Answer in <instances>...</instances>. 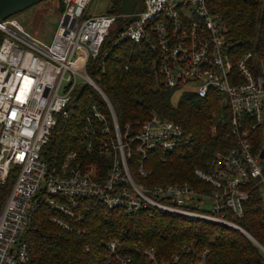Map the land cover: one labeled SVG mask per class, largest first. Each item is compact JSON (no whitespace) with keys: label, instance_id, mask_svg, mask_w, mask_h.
<instances>
[{"label":"built area","instance_id":"built-area-1","mask_svg":"<svg viewBox=\"0 0 264 264\" xmlns=\"http://www.w3.org/2000/svg\"><path fill=\"white\" fill-rule=\"evenodd\" d=\"M92 1L60 0L64 13L49 44L30 36L16 18L0 22V185L16 170L0 209V264L29 263L26 235L41 206L55 212V224L71 230L69 221L80 219L74 209L84 198L127 215L152 207L245 234L226 214L242 219L252 193L258 190L264 197L263 150L253 144L254 133L264 126V71L255 73L256 54L233 52L207 0H143L142 11L132 16L87 17ZM114 31L116 45L150 46L157 54L154 66L165 88L201 99L215 91L222 95L236 146L228 153H217L205 169L195 171L210 192L197 191L188 183L150 187L135 180L129 168L135 155L140 156L138 176L146 179L150 154H172L189 145L190 137L179 124L158 114L135 130L127 126L121 132L109 100L88 73L89 62L99 56ZM82 85L95 88L112 114L115 138H106L100 147L101 154L112 160L104 176L98 166L79 162L76 153L60 166H50L42 158L56 126L68 119L66 109ZM93 110L104 124L103 132L110 134L104 116ZM92 149L88 143L87 151ZM205 201H212L210 212L200 209ZM116 244L110 246L112 251ZM208 253L204 251L203 260ZM145 254L154 264L181 263V255L158 263L153 248ZM119 260L131 263L129 258ZM203 260L195 264H204Z\"/></svg>","mask_w":264,"mask_h":264},{"label":"trees","instance_id":"trees-1","mask_svg":"<svg viewBox=\"0 0 264 264\" xmlns=\"http://www.w3.org/2000/svg\"><path fill=\"white\" fill-rule=\"evenodd\" d=\"M108 14H120L122 0H112ZM210 13L223 26L225 38L237 55L253 52L257 56L255 73L264 71V0H207ZM15 18V17H14ZM115 32L106 38L101 52L88 64V73L109 100L121 132L127 126L137 129L158 114L179 124L190 137L172 154H150L145 168L146 179L137 173L139 155L129 163L138 184H190L195 190L211 191L195 171L205 169L217 153H228L236 146L232 134L228 107L222 95L212 92L206 99L194 93H184L174 104L175 90L163 86L154 66L157 54L148 44L123 42L116 45ZM3 35L0 33V42ZM93 108L101 113L110 134L103 132L104 124L95 118ZM68 119L56 126L42 158L50 166H60L67 156L76 153L82 164H94L106 175L111 159L101 154V143L115 138L111 111L101 94L90 85L75 91L66 109ZM92 143L89 153L87 144ZM253 144L264 151V126L254 133ZM16 178L13 170L6 184L0 185V209ZM78 221H69L71 230L53 222L55 212L41 206L33 216L26 235L29 247L28 264H154L145 251L153 248L158 263L181 255L180 264H264V251L243 232L224 225L213 224L156 208L127 215L122 209H108L104 204L84 198L74 209ZM226 217L240 226L264 248V197L255 190L245 203V214L238 219L232 213ZM117 243L114 251L110 249Z\"/></svg>","mask_w":264,"mask_h":264},{"label":"rangeland","instance_id":"rangeland-1","mask_svg":"<svg viewBox=\"0 0 264 264\" xmlns=\"http://www.w3.org/2000/svg\"><path fill=\"white\" fill-rule=\"evenodd\" d=\"M112 4V0H93L88 8L87 17L108 14ZM63 13L64 6L60 0H45L16 15L15 18L30 36L49 44L55 36ZM183 96L184 93L182 92L173 93V103L177 104ZM200 209L210 212L212 210V201H205L200 206Z\"/></svg>","mask_w":264,"mask_h":264},{"label":"water","instance_id":"water-1","mask_svg":"<svg viewBox=\"0 0 264 264\" xmlns=\"http://www.w3.org/2000/svg\"><path fill=\"white\" fill-rule=\"evenodd\" d=\"M43 1L45 0H0V22L14 18L16 15L25 12ZM142 9L143 0H122L120 7L121 13L127 16L140 13ZM261 158L264 159V151L261 154ZM245 234L264 251V248L255 239L248 233L245 232Z\"/></svg>","mask_w":264,"mask_h":264}]
</instances>
